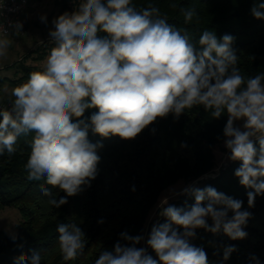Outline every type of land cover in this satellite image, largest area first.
<instances>
[{"label": "clouds", "instance_id": "1", "mask_svg": "<svg viewBox=\"0 0 264 264\" xmlns=\"http://www.w3.org/2000/svg\"><path fill=\"white\" fill-rule=\"evenodd\" d=\"M179 11L185 24L198 18L195 7ZM250 14L264 21V0L253 3ZM39 18L48 23L46 14ZM51 25L48 35L54 46L43 70L31 72L12 89L9 105L0 106V155L12 156L18 138L34 134L25 164L27 179L44 181L40 189L52 207L67 204L68 197L91 187L98 176L97 153L103 144L91 142L89 131L130 141L158 119L172 115L178 120L198 106L213 120L227 117V160L239 162L234 176L247 190L245 208L244 201L211 185L185 186L175 195L191 196L194 203L178 207L162 200L158 216L164 222L152 223L147 236L121 232L94 264H210L206 251L191 242L198 229L223 232L233 241L247 238L248 209L264 197V72L242 74L232 47L236 38H218L205 29L192 42L157 6L137 8L133 0H79ZM9 28L21 31L23 22H9ZM9 28L0 29V57L12 44ZM151 131L155 134L156 129ZM52 189L65 195L57 198ZM56 231L63 261L83 253L86 234L79 225L58 222ZM10 239L17 241L18 234L10 232ZM237 250L235 245L223 246L222 260ZM248 260L264 264L255 254ZM13 264H42V256L35 250L31 256L22 253Z\"/></svg>", "mask_w": 264, "mask_h": 264}, {"label": "trees", "instance_id": "2", "mask_svg": "<svg viewBox=\"0 0 264 264\" xmlns=\"http://www.w3.org/2000/svg\"><path fill=\"white\" fill-rule=\"evenodd\" d=\"M255 2L258 0H133L137 8L149 3L157 6L169 24L188 32L192 42L205 29L215 31L218 38L233 35L236 39L232 47L245 76L264 72V21L250 14ZM77 3L79 0H55L61 14L71 11ZM173 3L177 4L176 9L170 7ZM180 7H195L198 18L185 24ZM53 46L50 42L44 53L48 55ZM23 70L28 79L31 72L43 69ZM91 111L94 110L86 111L85 118ZM226 119L223 116L213 120L210 112L198 106L187 110L178 120L172 115L158 119L130 141L117 136L102 138L89 131L91 142L103 144L97 153L101 157L98 176L91 187L68 197V203L58 209L41 192L44 181L27 179L25 164L34 134L21 136L12 156L0 155V212L15 208L21 217L15 231L17 241L13 242L10 233L0 230V264H13L15 257L22 253L31 256L33 250L41 253L42 264H94L101 251L113 247L121 232L144 234L147 219L162 192L180 181L188 185L197 183L195 186L200 188L211 185L244 201L247 208V190L234 176L239 162L229 161L214 173L215 148L223 142ZM152 128L156 129L155 134ZM182 142L187 147H181ZM45 187L51 186L45 184ZM52 192L57 198L65 195L58 189ZM185 201L192 204L194 198L180 195L171 204L179 207ZM248 210L252 216L245 227L248 236L243 240L233 241L223 232L197 230L191 242L206 251L210 264H249V254L257 255L264 262V197H257L255 206ZM101 220L103 223L98 222ZM58 222L76 223L86 234L84 251L75 260L62 259L56 231ZM159 222H164L163 218ZM21 243L23 248L18 247ZM225 245H235L238 249L227 261L222 260Z\"/></svg>", "mask_w": 264, "mask_h": 264}, {"label": "rangeland", "instance_id": "3", "mask_svg": "<svg viewBox=\"0 0 264 264\" xmlns=\"http://www.w3.org/2000/svg\"><path fill=\"white\" fill-rule=\"evenodd\" d=\"M41 14L47 15V24L41 22L39 18ZM60 14V8L56 6L55 0H38L36 7L30 10L23 20L22 33L15 32L9 36L12 44L6 56L0 57V104L3 106L9 105L12 89L27 80L24 68L43 69L47 57L44 51L50 43L48 32L52 27L51 21ZM215 154L217 168L214 173H218L229 162L223 142L216 146ZM185 186H188V184L180 181L162 192L158 204L147 219L145 236L150 231L152 223L159 221L161 218L158 216L161 201L167 199L168 203L171 204L180 196L175 195V193H178ZM161 207H163V204H161ZM20 220V214L15 208L5 209L0 212V230L15 233ZM142 246L144 245L142 244Z\"/></svg>", "mask_w": 264, "mask_h": 264}, {"label": "built area", "instance_id": "4", "mask_svg": "<svg viewBox=\"0 0 264 264\" xmlns=\"http://www.w3.org/2000/svg\"><path fill=\"white\" fill-rule=\"evenodd\" d=\"M38 0H0V29L9 28V22L21 21L30 10L36 7ZM21 31H12L9 28L10 35L13 33H22ZM0 106H3L0 104Z\"/></svg>", "mask_w": 264, "mask_h": 264}]
</instances>
